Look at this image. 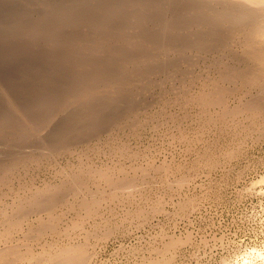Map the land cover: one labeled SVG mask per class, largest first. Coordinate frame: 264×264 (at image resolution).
<instances>
[{
  "label": "rangeland",
  "instance_id": "1",
  "mask_svg": "<svg viewBox=\"0 0 264 264\" xmlns=\"http://www.w3.org/2000/svg\"><path fill=\"white\" fill-rule=\"evenodd\" d=\"M196 1L0 0V172L13 161L12 167L5 170L11 173L13 169L9 173L13 184L0 188V194L4 192L3 196L8 197H0V210L6 209L0 219L12 214V208L6 205L17 195L16 188H42L47 181L60 184L81 165L109 170L108 174L115 176L110 178L114 182L116 176L125 179L126 174L128 180H122L127 188L123 185L124 191L116 193L118 198L109 200L112 190L105 189L106 184L98 178L89 177L92 183L87 182V188L94 191L97 186L93 194L97 190L96 195L102 192L105 196L94 217L85 218V213L78 210L84 198L92 197L89 189L85 197L86 189L75 199L66 195L77 209L66 202L69 207L55 210L52 222L58 223L55 228L60 233L52 231L55 225L49 223L50 229L36 240L35 228L41 224L34 218L42 213H33L14 232L16 235L7 237L14 246L21 244L20 250L32 247L35 253H47L59 247L83 245L89 255L85 264H264V127L252 124L246 115L233 118L231 114L222 119L224 108L206 109L193 102L202 87L206 90L201 92H211L209 87L217 86L211 80L217 78L219 88H232H222L224 91L240 88L226 97L230 99L225 100L229 112L241 102L259 97L260 90L244 87L243 91L241 79H233L235 84L220 78L232 68L240 72L239 76L247 74L252 64L240 45L242 38L231 32L225 20L219 21L218 28L225 38L231 37L226 42L221 41L223 34L211 38L206 24L200 28L192 25ZM199 1L205 2L202 11L218 8L215 0ZM205 44L210 48L202 49ZM123 77L125 81H121ZM80 92L89 93V98ZM78 94H82L81 99ZM22 113L27 114L22 117ZM26 153L31 154L28 159L23 155ZM16 159H27V165ZM81 160L89 165L81 164ZM71 164L77 165L72 168ZM16 170L25 174L17 176ZM22 181L26 186L21 185ZM108 191L111 193L107 195ZM70 207L76 214L70 212ZM45 215H41L42 224L49 218ZM1 222L0 233L5 230ZM1 239V250L13 247L8 239V243ZM168 246L169 250L165 248Z\"/></svg>",
  "mask_w": 264,
  "mask_h": 264
},
{
  "label": "bare ground",
  "instance_id": "2",
  "mask_svg": "<svg viewBox=\"0 0 264 264\" xmlns=\"http://www.w3.org/2000/svg\"><path fill=\"white\" fill-rule=\"evenodd\" d=\"M214 2H216V5L218 6V8H216V7H214V8H216V10H209V11H207V12H205V11H202L201 9H200V7H203V5H205V2H203V1H199V0H197L196 1V5H198V6H195V8H196V10L195 11H192L193 12V18H192V21H191V23H192V25L193 26H195L196 28H200L199 26H201V25H204V24H206L207 26H208V35L212 38V37H215L216 35L218 36V35H220V34H223L222 36H223V38H221V36H220V38L221 39H223V40H221L222 42L224 41V42H226L227 40H228V38H231L229 35H227V37L225 38L224 36V33H220V32H222V30H220L218 27V25H219V21L220 20H225L226 22H228L229 23V25H230V27L232 28V33L234 34L235 32H237V34L238 35H240V37L242 38V42H241V47H242V49H243V51L245 52V54H246V56H247V58H248V61L247 62H249L250 61V63L252 64V68H249L248 67V69H247V71H249V69H251L250 71H249V73L247 72V74H246V72H244L241 76H239V74H240V72H239V74H237V73H235V69H233L234 70V72H231L232 71V69L229 71V70H227L225 73H224V75H223V73H222V75H220V73H219V75L220 76H222V77H220V78H223L226 82H228V80H230L231 79V83H235L236 81H234L235 79L236 80H238V79H241L240 81H241V85L243 86V87H241L242 89L245 87H248V88H258V90L257 91H259L260 90V95H258L259 97H257L256 99H254L252 96H255V95H251V98H253V99H251L252 101H248V100H246L247 102H245V103H243L242 104V102H241V105H239L238 103H240V102H238L237 104H238V106L236 107V109L234 108V109H232L233 111H231V112H229V111H227V110H230V108L228 109L227 108V106H226V104H225V100H230V99H226V97H228L227 95L228 94H230L233 90H235L236 91V89L237 88H234L232 91H229V92H227V91H224L225 89L226 90H231L232 88H225V87H220L219 88V81H218V78H217V84H216V81H214V79L213 80H211L213 83H215V85H217V86H215V87H213L212 85L209 87L210 89H211V87H212V90H211V92H201L202 91V89H203V87H202V89L200 90V93H199V90H198V93H199V95L196 97V98H194V100H193V102H196L198 105H200V106H202V107H204V108H213V107H217V106H220L221 108H224L223 109V112H221V117L220 118H225L226 119V116H229V115H233V118H234V115H237V116H239V115H246V118H247V120H248V117H249V119H251V123L252 124H254L255 125V123L256 124H258V123H260V125H261V127L263 126L264 127V0H215ZM208 36V37H209ZM209 37V38H210ZM219 38V37H218ZM219 38V39H220ZM215 39V38H214ZM212 41H213V39H211ZM211 40L209 39V41L211 42ZM218 40V39H217ZM216 41V40H215ZM220 41V40H219ZM229 41H230V39H229ZM157 42V41H156ZM170 41H168V43H169ZM209 42V43H210ZM218 42V41H217ZM222 42H219V43H222ZM131 43V42H130ZM205 43H208V42H205ZM208 43V44H209ZM131 44H133V43H131ZM202 44H203V42H202ZM136 44L134 43V45H132V46H135ZM139 45V44H138ZM154 45H156V44H153V46ZM211 45H212V43H211ZM216 45H218V43L216 44ZM223 45H224V43H223ZM131 46V47H132ZM209 46V45H208ZM208 46H206V44L204 45V46H201V48L202 49H209L210 47H208ZM222 46V45H221ZM225 46V45H224ZM136 48V47H135ZM135 48H133V49H135ZM221 48H223V47H221ZM152 50V49H151ZM243 52V53H244ZM245 56V57H246ZM130 62V61H129ZM129 66V65H128ZM127 66V67H128ZM249 66V65H248ZM126 67V66H125ZM126 67V68H127ZM124 68V67H123ZM125 68V69H126ZM227 69V68H226ZM126 71V70H125ZM220 72H223V70H221ZM237 72V71H236ZM112 73H114V75H116L115 73V71H112ZM119 73V72H118ZM120 74H121V72H120ZM119 74V75H120ZM123 74H124V72H123ZM126 74V73H125ZM108 75H110L111 76V73L110 74H108ZM113 75V74H112ZM126 77V76H125ZM119 78H121V77H119ZM124 78V77H123ZM128 78H129V75H128ZM219 78V79H220ZM228 79V80H227ZM234 79V80H233ZM106 80V79H105ZM116 80H120V79H116ZM223 80V81H224ZM121 81H125V78L123 79V80H121ZM220 81H222V80H220ZM232 81H234V82H232ZM109 83H110V81H108ZM116 81H114L113 80V83H115ZM230 82V81H229ZM112 83V82H111ZM122 83V82H121ZM124 83V82H123ZM240 83V82H239ZM205 84H206V82H205ZM205 84H203L204 86H205ZM208 84H210V81L208 82ZM207 84V85H208ZM212 84V83H211ZM236 84V83H235ZM234 84V86L235 87H237L236 85ZM110 85V84H109ZM108 85V86H109ZM113 84H111V86H112ZM120 85V84H119ZM115 86V85H114ZM113 86V87H114ZM122 86V85H121ZM106 87H107V85H106ZM110 87V86H109ZM116 88H117V85L115 86ZM206 88H207V86H205ZM204 87V88H205ZM222 88H225L224 90L222 89ZM252 89V90H253ZM86 90V89H85ZM90 90V89H89ZM114 90V89H113ZM116 90V89H115ZM204 90V89H203ZM206 90V89H205ZM204 90V91H205ZM209 90V89H208ZM238 90H240V88L238 89ZM237 90V91H238ZM79 91H81V90H79ZM93 93L95 92V91H97V90H91ZM91 91H90V93H91ZM112 91V90H111ZM236 91V92H237ZM243 91H244V89H243ZM249 91V90H248ZM89 92V91H88ZM98 92V91H97ZM227 92V93H226ZM241 92H242V90H241ZM80 93H82L83 94V96H85L86 94H88V98H89V93H83V92H80ZM245 93V92H244ZM250 93H252V92H250ZM250 93H247V94H249V96H250ZM255 93V92H254ZM82 94H78V98L79 99H81V97H79V95L81 96ZM188 94H190V93H188ZM197 94V93H196ZM242 94H243V92H242ZM246 94V95H247ZM92 95V94H91ZM257 95V94H256ZM190 96V95H189ZM242 96H245L244 94L242 95ZM241 96V97H242ZM76 98H77V96H75ZM184 97V96H183ZM185 97H187V96H185ZM229 97H230V95H229ZM256 97V96H255ZM69 98H72V96L71 97H68V99ZM87 98V99H88ZM188 98V97H187ZM187 98H183V100L185 101H187L188 102V100H187ZM190 98V97H189ZM246 98V97H245ZM74 99V98H73ZM84 99V98H83ZM243 99H244V97H243ZM190 100H192V97L190 98ZM239 100H242V99H240L239 98ZM10 101V100H9ZM83 101V100H82ZM183 101V102H184ZM185 101V102H186ZM11 103H13L12 101H10ZM68 102V101H67ZM186 102V104H189V103H187ZM9 103V102H8ZM11 103H9V104H11ZM182 103V102H181ZM192 103V102H191ZM15 104V103H14ZM185 104V105H186ZM196 104V106L198 107V105ZM183 106H184V104H182ZM181 105V106H182ZM192 105V104H191ZM10 106H12V104L10 105ZM15 106V105H14ZM14 106H12V107H14ZM195 106V105H194ZM195 106V107H196ZM229 106V105H228ZM202 107L200 108V110L202 109ZM15 108V107H14ZM20 108V107H19ZM184 108H186V106L184 107ZM21 109V108H20ZM16 110V109H15ZM46 110H48V108L46 109ZM204 111H205V109H203ZM51 111H53V110H51ZM19 112V111H18ZM17 112V110H16V113H18ZM24 112V111H23ZM37 112V111H36ZM55 112H58V111H55ZM201 112V111H200ZM203 112V111H202ZM32 113V112H31ZM38 113H39V111H38ZM0 114H2V111L0 112ZM5 115H6V113H4ZM23 114V113H22ZM25 114V113H24ZM24 114L23 115H21L22 117L24 116ZM27 114V113H26ZM25 114V115H26ZM37 114V113H36ZM40 114V113H39ZM47 114V113H46ZM53 113H51V115H52ZM201 114V113H200ZM203 114V113H202ZM205 115H206V113H204ZM203 114V115H204ZM217 114V113H216ZM219 114V113H218ZM217 114V115H218ZM3 115V114H2ZM20 115V114H19ZM48 115V114H47ZM50 115V117L52 118V116ZM54 115V114H53ZM163 115V114H162ZM161 115V116H162ZM165 115V114H164ZM163 115V116H164ZM197 115V114H196ZM203 115H201V116H203ZM204 115V116H205ZM220 115V114H219ZM6 116H8V115H6ZM44 116V115H43ZM42 116V117H43ZM201 116H199V115H197V117H201ZM213 116V115H212ZM212 116H210V117H212ZM1 117H3L4 118V116H1ZM32 117V116H31ZM45 117H47L48 118V116H46L45 115ZM50 117H49V119H50ZM209 117V118H210ZM218 117V116H217ZM40 118H41V115H40ZM44 118V117H43ZM42 118V119H43ZM165 118V117H164ZM175 118V117H174ZM219 118V119H220ZM233 118L232 119H230L231 121H233L234 122V120H233ZM33 119H37V118H33ZM172 119L173 118H171L170 120L172 121ZM213 119V118H212ZM221 119V120H222ZM0 120H3V119H1L0 118ZM38 120V119H37ZM44 120V119H43ZM42 120V121H43ZM48 120V119H47ZM169 120V121H170ZM175 119H173V121H174ZM214 120H215V118H214ZM217 120H218V118H217ZM228 120V119H227ZM229 120V121H230ZM12 121V120H11ZM23 121H25L24 119H23ZM41 121V120H40ZM203 121V120H202ZM218 121H220V120H218ZM230 121V122H231ZM27 122V120L25 121V123ZM32 124L34 125V121L32 120ZM38 122H39V120H38ZM197 122H199V121H197ZM204 122V121H203ZM217 122V121H216ZM221 123H222V121H220ZM233 122H231V123H233ZM249 122V121H248ZM28 123V122H27ZM223 123H225V122H223ZM229 123V122H228ZM230 123V124H231ZM235 123V122H234ZM251 123H250V125H251ZM7 124V123H6ZM18 124V123H17ZM17 124H15L14 123V125H16L17 126ZM36 124V123H35ZM230 124H228V125H230ZM4 125V124H3ZM2 125V126H3ZM10 125V124H9ZM22 125V124H21ZM29 125H30V122H29ZM29 125L27 124V126L29 127ZM232 125V124H231ZM230 125V126H231ZM234 125V124H233ZM233 125L231 126V128L233 127ZM24 126V125H23ZM203 126V125H202ZM204 126H205V124H204ZM203 126V127H204ZM207 126V125H206ZM225 126V125H224ZM223 126V127H224ZM229 126V127H230ZM235 126V125H234ZM253 126V125H252ZM9 127V126H8ZM12 126H10L9 128H11ZM19 127V126H18ZM22 127V126H21ZM202 127V128H203ZM256 127V126H255ZM1 128V127H0ZM4 128V127H3ZM2 128V129H3ZM9 128H7V129H9ZM14 128L16 129V127L14 126ZM234 129H235V127H233ZM248 128H249V126H248ZM13 129V128H12ZM203 129H206L205 127L203 128ZM257 129V131H258V129H259V126H258V128H256ZM262 129H264V128H262ZM14 130V129H13ZM202 130V129H201ZM201 130H199V131H201ZM225 130V129H224ZM199 131H197V132H199ZM206 131V130H205ZM256 131V130H255ZM256 131V132H257ZM18 132H19V130H18ZM23 132H25V131H23ZM136 132V131H135ZM203 132V131H202ZM224 132V131H223ZM17 133V132H16ZM133 133V132H132ZM137 133V132H136ZM185 132H183V134H184ZM201 133V132H200ZM261 133H264V131L263 132H261ZM21 134V136H22V133L21 132H19V135ZM130 134V133H129ZM135 134V133H134ZM181 134V133H180ZM202 134V133H201ZM137 135V134H136ZM138 136V135H137ZM196 136H199L198 134L196 135ZM134 137V136H133ZM189 137V136H188ZM21 138V137H20ZM23 138V137H22ZM131 138H132V136H131ZM136 138H138V137H136ZM112 139H114V138H112ZM116 139V138H115ZM139 139V138H138ZM179 139V138H178ZM181 140H183V137L182 138H180ZM191 139H192V137H191ZM198 139V138H197ZM197 139H195V140H197ZM136 140V139H135ZM181 140H179V141H181ZM187 139H185V141H186ZM199 140V139H198ZM197 140V141H198ZM111 141V140H110ZM184 141V140H183ZM182 141V142H183ZM188 141V140H187ZM191 142H193V139L192 140H190ZM189 141V142H190ZM124 142V141H123ZM126 142V141H125ZM199 142V141H198ZM22 143V142H21ZM107 143H108V141H107ZM117 143V142H116ZM121 143V142H120ZM195 143H196V141H195ZM103 144V143H102ZM122 144V143H121ZM120 144V145H121ZM127 145H129L128 144V142L126 143ZM193 144V143H192ZM203 145H204V143H202ZM21 145V144H20ZM19 145V146H20ZM104 145V144H103ZM107 145H109V144H107ZM111 145H114V142H113V144H111ZM124 145V144H123ZM97 146H101L100 144L99 145H97ZM106 146V145H105ZM211 145H208V147H210ZM217 146V145H216ZM113 147V146H112ZM125 147V146H124ZM124 147H123V149H124ZM130 147V146H129ZM205 147H207V146H205ZM220 147V146H219ZM108 148H110V147H108ZM114 148V147H113ZM117 148H119V150H120V148L121 147H117L116 146V149ZM211 148H212V146H211ZM214 148H215V146H214ZM232 148V147H231ZM230 148V149H231ZM91 149V148H90ZM94 149V148H93ZM101 149H103V148H101ZM110 149H112V148H110ZM201 149H204L203 147L201 148ZM233 149V148H232ZM22 150V149H21ZM82 150H84V149H81V151H80V153L82 152ZM88 150V149H87ZM99 150H100V148H99ZM126 149H124L123 151H125ZM127 150H129L130 151V149H127ZM205 150V149H204ZM207 150V149H206ZM205 150V151H206ZM216 150H218V149H216ZM219 150H220V148H219ZM77 151V150H76ZM75 151V152H76ZM122 151V152H123ZM213 152H214V150H212ZM212 151H210L209 153L208 152H206L207 153V155H210V153H212ZM229 151V150H228ZM74 152V153H75ZM86 152V151H85ZM90 152V151H89ZM89 152H86V153H89ZM114 152V151H113ZM117 153H118V151H116ZM116 152H114V154H116ZM121 152V153H122ZM231 152V151H230ZM229 152V153H230ZM17 153L18 154H20V152L17 150ZM17 153L15 154V155H17ZM31 153V152H30ZM30 153H26V154H23V155H25L26 156V158L28 159L29 157H30V155L32 154H30ZM69 153V152H68ZM91 153H93V152H91ZM126 153V152H125ZM228 152H226V154H227ZM228 153V154H229ZM30 154V155H29ZM84 152H82V155H83V157H86V155L84 156ZM129 154V153H128ZM128 154H126L125 156H127ZM198 154V156H200L199 155V153H197ZM227 154V155H228ZM231 154V153H230ZM27 155L29 156V157H27ZM34 155V154H33ZM64 155H65V152H64ZM78 155H80V154H78ZM134 155H136V153L135 154H133V156ZM206 155V154H205ZM214 155H217V152L214 154ZM35 156V155H34ZM69 156H71L70 154H69ZM77 156V155H76ZM132 156V155H131ZM132 156V157H133ZM139 156V155H138ZM137 156V157H138ZM197 156V157H198ZM202 156H203V154H202ZM212 156V155H211ZM211 156H209V157H211ZM32 157V156H31ZM66 157V156H65ZM73 157H74V155H73ZM79 157H81V155L79 156ZM88 157V156H87ZM86 157V158H87ZM119 157H123L122 155L121 156H119ZM132 157H130V159H132ZM201 157V156H200ZM200 157H198V158H200ZM208 157V158H209ZM67 158V157H66ZM77 157H75V159H76ZM123 158H125V157H123ZM136 158V157H135ZM203 158V157H202ZM27 159H25L26 161H27ZM71 159H73L72 157H71ZM206 159V158H205ZM211 158H209V160H210ZM25 160H24V162H23V160H21L23 163H25L26 164V162H25ZM77 160V159H76ZM135 161L137 160V158L136 159H134ZM198 160V159H197ZM202 160V159H201ZM215 160V159H214ZM213 160V161H214ZM16 161L18 162V163H21V161L19 160L18 161V159H16ZM15 161V162H16ZM30 161V163H31V161L32 160H29ZM38 162V159H34L33 160V162ZM50 161V160H49ZM54 161H56V160H54ZM75 161V160H74ZM83 161H85V160H83ZM82 160H81V164H86L85 162H83ZM86 161H88V159H86ZM203 161V160H202ZM13 162V161H12ZM12 162H10L9 164H10V166H9V164L7 165L8 167H12L11 166V163ZM67 162H68V160H67ZM70 162V161H69ZM73 162V161H72ZM76 162V161H75ZM79 162H80V160H79ZM79 162H78V164H79ZM29 163V164H30ZM41 163V162H40ZM56 164H57V162H55ZM55 163H53V165L55 164ZM114 164L116 163V162H113ZM113 163H111V164H113ZM196 163H197V161H196ZM207 163V162H206ZM210 163H212V161L210 162ZM13 164V163H12ZM24 164V165H25ZM28 164V165H29ZM39 164V163H38ZM44 164V163H43ZM59 164V163H58ZM83 164V165H84ZM119 164V163H118ZM209 164V163H208ZM2 165V166H1ZM0 166H1V168L3 167V164H1ZM27 165V164H26ZM25 165V166H26ZM31 165H33L32 163H31ZM35 165H37V163L35 164ZM42 165V164H41ZM77 165V164H76ZM75 165V166H76ZM80 165V164H79ZM78 165V166H79ZM86 165H89V164H86ZM117 165V164H116ZM204 165H206V164H203V166ZM211 165V164H210ZM209 165V166H210ZM213 165V164H212ZM6 166V167H7ZM21 166H23V165H21ZM73 166L74 165H72L71 164V167L73 168ZM74 166V167H75ZM78 166H77V168H78ZM82 166V165H81ZM80 166V168L78 169V170H76V169H74V170H76V171H73L72 169H71V167L69 168L68 167V169H71L72 171V177H64V178H67V180H65L64 178V181L63 180H61V183L60 184H57V185H53V184H48V181H47V183H45V185L43 186V184H42V188L40 187V188H38L37 186V190L34 188V189H32V187L31 188H29V187H21L20 189H22V190H19L18 191V189L16 188V191H17V195L16 196H14L13 197V199H12V203L10 204V205H6V204H4L3 203V205H6L7 206V208H12V209H10L11 210V215L9 216V217H5V219L2 217V222H1V224H3L2 226H4L5 227V230L4 231H2L3 232V234H2V232L0 233V235L2 236L0 239L2 240V241H4V242H6V243H8L7 241L9 240V239H11V238H7V237H11V235L15 232V231H17V229L19 230V228H21V225H22V223H24L25 222V219H29V218H27L30 214L32 215L33 213H34V215H35V213H37V214H39V213H44V214H46L47 215V217H49V218H47V219H45V223L44 224H42L43 222H44V220L42 219H40V218H42L41 217V215L42 214H40L39 215V217L40 218H34V219H37L38 220V222H39V220H40V223H37V224H41V226L40 227H37V229L38 228H40V229H36L35 228V235H33L34 237H35V239L36 240H39V237L41 236V235H43L44 233H45V231L46 230H48V229H50V224H51V226H54L55 224L52 222V221H54L53 220V217H54V214H55V210H59L60 208H62V207H64L65 205H66V202L67 203H69L70 205H72L71 204V201H68V196H72V198L73 199H75L74 197H78L79 196V192H81L82 191V193L85 191L84 189H86V191L89 189V188H87V182H89L90 183V181H88V180H90L89 179V177L91 178L92 176L95 178H98V180L99 181H101V182H103V183H105L106 184V186L107 187H105V189H107V190H109V189H111L112 190V193H111V191L109 192V193H107V195L108 194H110L111 196H110V199L109 200H111L113 197H114V199H115V197H117L118 198V196H117V192L118 191H124V189H122L123 188V185H124V188H127V187H125V185H127L126 183L128 182V180L126 181L125 179H126V177H127V174L125 175V179H121V178H119L118 179V176H116L117 178V180L114 182V181H111V177H114L115 178V176H110L108 173V171L106 170H101V169H96V168H94V170H92L93 168L91 167V165H90V167H91V169L89 168V169H87L86 168V166H85V168H82ZM107 166H109V165H107ZM133 166V165H132ZM131 166V167H132ZM7 167V168H8ZM34 167V166H33ZM62 167V166H61ZM104 167H106V166H104ZM119 167V166H118ZM122 167V166H121ZM202 167V165L200 166V168ZM7 168H4L5 170L7 169ZM24 168V167H23ZM22 168V169H23ZM65 168V167H64ZM100 168H101V166H100ZM133 168V167H132ZM139 168V167H138ZM167 167H165V169H164V171L166 172V169ZM205 168H206V166H205ZM3 169V170H4ZM10 169V168H9ZM25 169V168H24ZM67 169V170H68ZM96 169V170H95ZM110 169H112V167H110ZM152 169V168H151ZM171 169V168H170ZM0 170H2V169H0ZM1 171L0 172V182L2 183V184H0V185H2V187H0V188H7V187H9L8 185L10 184V176H9V173L8 172H6V171ZM29 170H31V169H29ZM33 170V169H32ZM63 170H65V169H63ZM128 170V169H127ZM142 170V169H141ZM158 170V169H157ZM169 170V169H168ZM8 171V170H7ZM16 171H18V170H16ZM15 171V172H16ZM25 171V170H24ZM26 171H27V169H26ZM25 171V172H26ZM35 171V170H34ZM55 171H57V170H55ZM113 171V170H112ZM125 171V170H124ZM124 171H122L121 173H123ZM135 171V170H134ZM143 171V170H142ZM23 172V171H22ZM21 171H20V173H22ZM65 172H66V170H65ZM69 173H70V170L68 171ZM115 172V171H114ZM130 172V171H129ZM132 172H133V170H132ZM11 173H13V169H12V172ZM10 173V174H11ZM19 173V171H18V173L16 174L17 176H18V174H20ZM24 173V172H23ZM58 173V172H57ZM67 173V172H66ZM110 173H112V172H110ZM131 173V172H130ZM139 173V172H138ZM168 173H170V172H168ZM25 174V173H24ZM23 174V175H24ZM27 174H28V172L26 173V175L25 176H27ZM30 174V173H29ZM56 174V173H55ZM55 174H54V176H55ZM59 174V173H58ZM114 173H112V175H113ZM14 175H15V173H14ZM60 175V174H59ZM69 176L71 175V174H68ZM115 175H117L116 174V172H115ZM121 175H124V173L123 174H121ZM130 175V174H129ZM134 175H135V173H134ZM140 175V174H139ZM138 175V176H139ZM16 176V177H17ZM65 176H67V174L65 175ZM168 176V175H167ZM20 177H22V176H20ZM24 177V176H23ZM28 177V176H27ZM132 177H137V176H132ZM131 177V178H132ZM140 177V176H139ZM18 178V177H17ZM58 178V177H57ZM60 178V177H59ZM59 178L58 179H56V180H58L59 181ZM113 178V179H114ZM129 178H130V176H129ZM130 178V179H131ZM138 178V177H137ZM93 179V178H92ZM128 179V178H127ZM97 180V179H96ZM96 180H94L95 181V183H96ZM97 180V181H98ZM122 180H125L126 181V183L125 182H123ZM29 181V180H28ZM57 181V182H58ZM98 181V182H99ZM118 181H120V182H118ZM21 182V181H20ZM46 182V181H45ZM56 182V183H57ZM60 182V181H59ZM58 182V183H59ZM123 182V183H122ZM30 183V182H29ZM32 183V182H31ZM44 183V182H43ZM92 183V182H91ZM90 183V184H91ZM134 182H130V184H133ZM11 184H13V183H11ZM10 184V185H11ZM23 184L25 185V183H23V181H22V186H23ZM34 184V183H33ZM89 184V185H90ZM97 184V183H96ZM99 184H100V182H99ZM129 184V183H128ZM35 185V184H34ZM88 185V186H89ZM14 186V185H13ZM18 186L20 187V185H19V181H18ZM26 186V185H25ZM92 186V185H91ZM96 185L94 184V187H95ZM135 186H137V185H135ZM135 186H130V188L132 187H135ZM100 187V186H99ZM11 188H12V186H11ZM11 188H9L8 189V191H10L11 190ZM96 188L98 189V187L96 186ZM95 188V189H96ZM101 188V187H100ZM102 188H103V186H102ZM12 189H14V188H12ZM95 189H94V191H95ZM36 190V191H35ZM84 190V191H83ZM2 191V190H1ZM32 191H35V194L34 193H32ZM89 193H92L90 196H92L91 198H89V199H85L84 198V200L83 201H81L79 204H80V207H79V205L77 206V207H79L78 208V210L80 209V211H82L83 213H85L83 216H85V218L87 217V218H92V217H94V215H96V210L98 209L97 207L101 204V202L102 201H105V200H103V198H105V196H104V194L101 192V194L100 195H96L97 194V190H96V192L93 194V192L91 191V188L89 189ZM24 193V194H22V195H20V193ZM14 193V191L12 192V194ZM104 193H105V191H104ZM123 193V192H122ZM122 193H120L121 195H122ZM4 194H6V193H2V194H0V197L2 196V197H5L6 196V198H8L7 197V195H5V196H3ZM10 194V193H9ZM28 194H31V195H28ZM70 194V195H69ZM99 194V193H98ZM120 194H118L119 196H121ZM11 195V194H10ZM10 195H9V198H11L10 197ZM67 195V196H66ZM82 195V194H81ZM87 195H89L88 194V191H87V194L86 195H83L84 197L85 196H87ZM105 195H106V193H105ZM65 196L66 197H68L67 199L65 198ZM1 197V198H2ZM107 198V197H106ZM70 199V198H69ZM73 199H72V202H73ZM108 199V198H107ZM4 200V199H3ZM71 200V199H70ZM79 200V199H78ZM77 200V201H78ZM80 200H82L81 198H80ZM79 200V201H80ZM6 201V200H5ZM8 202H10L9 200H7ZM1 202H2V200H1ZM75 202V201H74ZM68 204V205H69ZM76 204V203H75ZM68 205H66V206H68ZM72 206H74V204L72 205ZM71 206V207H72ZM2 207V206H1ZM69 207V206H68ZM71 207H70V209L69 210H71ZM75 207V206H74ZM74 207H72V208H74ZM184 207V206H183ZM3 208H4V206H3ZM76 208V207H75ZM74 208V209H75ZM8 209V210H9ZM74 209H72L70 212H75L74 211ZM77 209V208H76ZM62 210V209H61ZM68 210V209H67ZM5 211H6V209H5ZM3 209L2 210H0V213L1 214H4V216H5V212ZM13 211V212H12ZM34 211V212H33ZM40 211V212H39ZM98 211V210H97ZM5 212V213H4ZM59 212V211H58ZM57 212V213H58ZM36 214V215H37ZM75 214H76V212H75ZM79 214V213H78ZM77 214V218H80L81 219V217H78L79 215H81V214H79L78 215ZM6 215H8V214H6ZM45 215V216H46ZM57 215V214H56ZM1 216V215H0ZM38 216V215H37ZM44 216V215H43ZM59 216V215H58ZM46 218V217H45ZM60 217H58L56 220L57 221H59L60 219H59ZM54 219H55V217H54ZM3 220H5V221H3ZM26 220V221H27ZM88 220V219H87ZM57 221H55L56 223H57ZM82 221H83V219H82ZM86 221V220H85ZM84 221V222H85ZM60 222V221H59ZM81 222V221H80ZM84 222H82V223H84ZM28 223V222H27ZM50 223V224H49ZM53 223V224H52ZM38 225V226H39ZM23 226V225H22ZM1 227V226H0ZM55 227H58V223L54 226V228ZM52 229V231H54V230H56V228L55 229ZM22 229H23V227H22ZM26 229V228H25ZM61 229V228H60ZM21 230V229H20ZM28 230V229H27ZM30 230V229H29ZM33 229H31V232H34V231H32ZM22 231V230H21ZM20 231V232H21ZM57 231V230H56ZM59 231V230H58ZM57 231V233H60V232H58ZM50 232V231H49ZM55 232V231H54ZM67 233L66 231H63V233ZM23 233V232H22ZM21 233V234H22ZM27 234H28V232H26ZM56 233V232H55ZM15 234V233H14ZM34 234V233H33ZM46 234V233H45ZM16 235V234H15ZM25 235V234H24ZM22 236H23V234H22ZM21 236V237H22ZM12 237H13V235H12ZM20 237V236H19ZM15 238H17V237H15ZM8 239V240H7ZM23 239V238H22ZM21 239V240H22ZM31 239V238H30ZM7 240V241H6ZM20 240V241H21ZM24 240V239H23ZM29 240V239H28ZM1 241V243H3ZM12 241V240H11ZM11 241L9 240V242L11 243ZM16 241H18L19 242V240H16ZM16 241H15V243H16ZM29 241H32V239L31 240H29ZM13 242V241H12ZM35 242V241H34ZM37 242H39V241H37ZM36 242V243H37ZM20 243V242H19ZM24 243V242H23ZM26 243H28V242H26ZM24 244V246L25 245H27V244ZM30 243V242H29ZM31 243H33V242H31ZM12 244V243H11ZM169 244V243H168ZM172 244V243H171ZM13 245V247L12 246H6V248H4L3 250H1V248H0V264H22V263H28V264H85L86 263V261H87V259H88V257H89V255H88V252H87V250H86V248L83 246V245H80V246H70V247H67V246H65V247H59V248H57V250H55V252H47V253H45V252H42V253H35L34 251H33V249H32V247L31 248H26V250H20L19 248L21 247H19V245H21V244H19L18 245V247L15 245L14 246V244H12ZM30 245V244H29ZM22 246H23V244H22ZM23 246V247H24ZM167 246V245H166ZM25 248V247H24ZM166 249H168L169 250V248H170V246H168V248L167 247H165ZM164 248V249H165ZM171 248H173V247H171ZM167 250V251H168ZM166 251V250H165ZM169 252V251H168ZM162 253H164V251L162 250ZM161 253V254H162Z\"/></svg>",
  "mask_w": 264,
  "mask_h": 264
}]
</instances>
